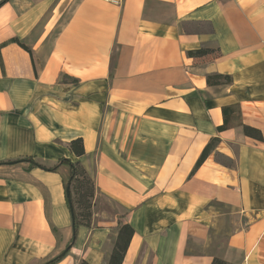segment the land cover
<instances>
[{
	"label": "crops",
	"instance_id": "0c3cea01",
	"mask_svg": "<svg viewBox=\"0 0 264 264\" xmlns=\"http://www.w3.org/2000/svg\"><path fill=\"white\" fill-rule=\"evenodd\" d=\"M201 47L219 54L188 55ZM214 73L232 82L209 84ZM228 105L263 138L231 109L236 125L220 129ZM24 157L79 160L92 219L73 241L62 174L3 165L0 264H39L71 241L54 264H108L120 223L134 229L122 264H264V0H7L0 162Z\"/></svg>",
	"mask_w": 264,
	"mask_h": 264
},
{
	"label": "trees",
	"instance_id": "16d2710c",
	"mask_svg": "<svg viewBox=\"0 0 264 264\" xmlns=\"http://www.w3.org/2000/svg\"><path fill=\"white\" fill-rule=\"evenodd\" d=\"M6 1L7 0H1L0 6ZM10 41L18 43L21 47H23L31 54H33L32 49L18 38H12L10 39ZM207 54H212L217 56L219 54V50L216 48L201 47L198 49H190L188 51V55L191 57H199ZM73 81L78 82L77 79H73ZM207 81L209 84L231 83L232 76L230 74H222V73L208 74ZM227 109H231V111L234 114V117L240 118V121L237 123V126H241L244 134L259 139L263 138L262 133L259 129L244 124L242 122L241 113L236 108L235 105H228L224 107L225 121L224 124L219 127L220 129L223 130L229 128L230 126L236 125V121H229L227 115ZM218 142H219V138L215 137L205 146L200 157L197 159L191 174H193L195 170H197V168L207 159V157L209 156V154L211 153V151ZM70 148L77 156H82L83 154H85L83 138L78 137L76 139H73L70 142ZM15 161H16L15 163H11V161L0 162V167L3 165H9V166L23 165L26 170H30L34 167H40L48 171L60 172L63 177L65 190H67L68 186L70 185L72 208H73L71 214H73L74 217L76 230L80 225H88V226L90 225V221L92 219L91 208L93 206V199L95 196L96 186L94 179L91 177V175L88 173L86 168L82 165V163L79 160L74 161L70 157H62L56 161H47L35 157H24L21 159H17ZM66 198L69 205V198L67 196V193H66ZM52 228L56 233L58 232L57 227L52 225ZM133 234H134V229L131 225L123 224V223L119 224L118 235L114 247L112 249L111 255L109 257L108 264H122L130 239L132 238ZM72 244L73 243L71 241L68 245L72 246ZM59 259L60 258H58L57 256L47 257L43 259L39 264H54ZM80 264H90V263L86 259H82L80 261ZM212 264H233V263H230L218 256H214Z\"/></svg>",
	"mask_w": 264,
	"mask_h": 264
},
{
	"label": "water",
	"instance_id": "95a60500",
	"mask_svg": "<svg viewBox=\"0 0 264 264\" xmlns=\"http://www.w3.org/2000/svg\"><path fill=\"white\" fill-rule=\"evenodd\" d=\"M16 161H11V163H15ZM66 193H67V196L69 198V205H70V208H71V211H72V199H71V190H70V185L68 186L67 190H66ZM72 227H73V233H74V236H73V241L76 239V227H75V223H74V217H73V214H72ZM71 245L67 246L66 249H64L61 253H59L57 255L58 258H61L63 257L67 251L70 249Z\"/></svg>",
	"mask_w": 264,
	"mask_h": 264
},
{
	"label": "built area",
	"instance_id": "2783aa9c",
	"mask_svg": "<svg viewBox=\"0 0 264 264\" xmlns=\"http://www.w3.org/2000/svg\"><path fill=\"white\" fill-rule=\"evenodd\" d=\"M103 1L114 3V4H117V5H120V4L123 3V0H103Z\"/></svg>",
	"mask_w": 264,
	"mask_h": 264
},
{
	"label": "rangeland",
	"instance_id": "374dc122",
	"mask_svg": "<svg viewBox=\"0 0 264 264\" xmlns=\"http://www.w3.org/2000/svg\"><path fill=\"white\" fill-rule=\"evenodd\" d=\"M91 210H92V208H91ZM83 220H84V218H83ZM69 246V245H68Z\"/></svg>",
	"mask_w": 264,
	"mask_h": 264
}]
</instances>
